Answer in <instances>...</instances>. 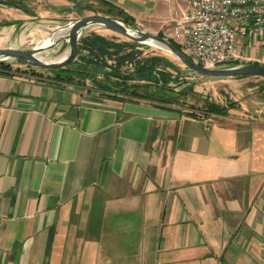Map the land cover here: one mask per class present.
<instances>
[{"label":"crops","instance_id":"obj_1","mask_svg":"<svg viewBox=\"0 0 264 264\" xmlns=\"http://www.w3.org/2000/svg\"><path fill=\"white\" fill-rule=\"evenodd\" d=\"M185 10L184 0H0V23L47 46L67 19L99 13L176 41L172 18ZM92 30L83 36L100 38L96 66L0 62V264H264L259 107L233 93L203 116L165 103L140 90L162 86L157 76L136 75L163 58ZM238 50L240 64L264 65V36L240 38ZM258 77L224 84L264 102L241 81Z\"/></svg>","mask_w":264,"mask_h":264},{"label":"rangeland","instance_id":"obj_2","mask_svg":"<svg viewBox=\"0 0 264 264\" xmlns=\"http://www.w3.org/2000/svg\"><path fill=\"white\" fill-rule=\"evenodd\" d=\"M89 14H92V13H89ZM113 18H116V17H113ZM116 19H119V18H116ZM133 27L139 29L137 26H133ZM101 28L103 27L91 26L90 28L85 30V32L81 35V37L84 34L88 33L89 31H93L92 29H101ZM108 31L111 32L114 39H118L121 41L125 40L131 43L133 42L120 34L114 33L110 30ZM152 34H156V33H152ZM156 35L165 37V35H162V34H156ZM167 39L171 40L170 38H167ZM173 42L178 44L177 41H173ZM36 43L37 41H33V36H31V29L26 30L19 26L1 25L0 23V47L12 46V47H17V48H22V49H30L34 47ZM60 46L61 44L59 43L58 46H56L53 49L46 50L41 55L46 57L47 60L53 59V58H59L67 50L65 49L62 53H59V52L56 53L55 51L59 49ZM134 50L138 53H141V57H143L144 55H147V56L157 55L159 57H162L169 63H172L181 72V75H180L181 77H178L175 80H172V78H169V79L167 78L168 82L165 83V86L155 85L156 83L152 79H150L147 83L142 82L144 86H142L140 90L145 91L147 94L157 95V97L159 96L165 97L164 98L166 100L165 103H170V104L172 103V104H178V105L184 106L188 109H192L199 116H203L206 114V112H219V110H221V107H219L218 103H216L215 101L220 102L219 99H223V102L225 105L226 104L232 105L235 102L233 97L238 96L240 99V102H242L243 104L249 103L250 105H253L252 106L253 108L257 106L259 107V109L257 108L259 113L264 114V102L261 100L260 97H258L257 95L253 93L241 95V91L236 89V87H227L224 84L226 83V81L237 80L244 76L227 77V78H210V77L198 75L195 73H191L178 59L172 56L169 51L165 50L164 48L159 46L157 43H147V44L137 43L134 47ZM233 64H240V63L237 62L236 60V61L227 62V63H220V64H217L215 66H210V67H224V66H230ZM248 64H252V63H248ZM26 66L31 67L30 65H26ZM127 66H128V69L133 67L130 64H127ZM168 68L171 70L173 69L170 67H165L164 69L167 72H169ZM34 69L40 70L41 68L35 67ZM172 71H174V69ZM169 73H172V72L170 71ZM72 74L73 76L79 77V74H76L75 72H72ZM81 78H83L85 81L87 80V82L89 83L91 81V79L86 76L81 77ZM238 81L240 80H237V82ZM241 81L245 85L246 84L250 85L251 87H253V89L257 93L264 96V77L263 78H259V77L250 78V80H241ZM128 83L136 84L138 82L128 81ZM227 88H230V90H228ZM231 93H233V97Z\"/></svg>","mask_w":264,"mask_h":264},{"label":"built area","instance_id":"obj_3","mask_svg":"<svg viewBox=\"0 0 264 264\" xmlns=\"http://www.w3.org/2000/svg\"><path fill=\"white\" fill-rule=\"evenodd\" d=\"M172 18L177 43L191 60L215 66L240 60V38L264 36V0H184Z\"/></svg>","mask_w":264,"mask_h":264},{"label":"water","instance_id":"obj_4","mask_svg":"<svg viewBox=\"0 0 264 264\" xmlns=\"http://www.w3.org/2000/svg\"><path fill=\"white\" fill-rule=\"evenodd\" d=\"M91 26H101L139 44H147L148 40H152L165 50L169 51L170 54L178 59L191 73L210 78L241 76L264 77V65L259 63L233 64L224 67H206L197 64L167 38L134 28L133 25L121 19L119 20L98 13L67 19L51 33V37L58 31L63 32L62 35L47 46H40L36 44L30 49H22L12 46L0 47V62H16L42 69H59L66 67L78 61V41L85 30ZM59 43L61 46L55 51L56 53H62L65 49H67L66 52L61 55V59L53 58L47 60L39 57L40 54L46 50H50L58 46Z\"/></svg>","mask_w":264,"mask_h":264},{"label":"trees","instance_id":"obj_5","mask_svg":"<svg viewBox=\"0 0 264 264\" xmlns=\"http://www.w3.org/2000/svg\"><path fill=\"white\" fill-rule=\"evenodd\" d=\"M14 3V1H13ZM123 21L131 24L130 20L128 19H124ZM100 38L97 37H89V36H82L79 39L78 42V61L77 63H79L80 65H83L86 67H91V66H96V63L93 62V59H91L92 56V52L94 49L99 48L98 44V40ZM171 41V40H169ZM176 47H178L180 49V46L176 43H174L173 41H171ZM132 44H136L134 42H132ZM115 46V50L116 53H119L120 50L123 49V47L119 44L114 45ZM85 49L88 51V55H84L81 53V50ZM101 49V47H100ZM105 49L107 50V48L105 47ZM133 48L131 49L130 52H127L126 55L127 57L129 55H133ZM157 61V62H156ZM160 61L163 62V67H170L173 68L174 71L176 72L175 77L172 79L174 80L175 78L181 77V72L178 70V68H176L172 63H169L168 61H166L164 58H155V57H148L146 59V61H143L141 64V67L139 66V64L136 66V75L141 74L142 76L147 75L148 77H152V76H157V82L159 83V85L165 86V83L168 82L167 78H171L172 77V73L167 72L165 69H163V71L160 73L159 71H156V67L159 66ZM114 72V76H116L117 78H122L124 80H128L130 78H133L135 75H124L122 74L119 70H117L116 68L112 69Z\"/></svg>","mask_w":264,"mask_h":264},{"label":"bare ground","instance_id":"obj_6","mask_svg":"<svg viewBox=\"0 0 264 264\" xmlns=\"http://www.w3.org/2000/svg\"><path fill=\"white\" fill-rule=\"evenodd\" d=\"M147 43H156V42H154V41H152V40H148ZM61 58H62V56L59 57V58H57V59H61Z\"/></svg>","mask_w":264,"mask_h":264}]
</instances>
